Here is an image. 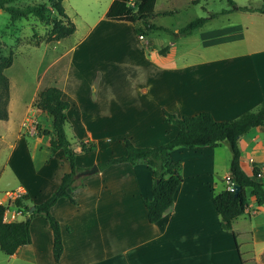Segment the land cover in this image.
<instances>
[{
	"label": "crops",
	"instance_id": "crops-1",
	"mask_svg": "<svg viewBox=\"0 0 264 264\" xmlns=\"http://www.w3.org/2000/svg\"><path fill=\"white\" fill-rule=\"evenodd\" d=\"M102 1L106 5L101 15L85 22L84 35L58 55L68 60L63 74L52 84L62 89L63 99L71 103L68 123L87 130L80 133L81 139L99 143V137H109L110 130L130 124L141 130L140 140H131L136 146L154 147L178 131L166 121L164 110L179 118L206 111L218 121H227L264 106V12L245 11L248 23L243 25L207 28L220 15L240 13L234 9L212 18L191 35H180L181 28H175L177 39L184 37L186 42L180 52H174L178 41L156 43L147 36L141 41L135 24L106 16L113 0ZM204 1L208 2L156 0L152 18L176 13L181 2L182 7L190 8ZM81 13L76 10L78 16ZM167 46L168 51L162 53ZM131 80L136 81L134 86L126 84L124 90L113 91L114 83ZM37 90L33 106L41 89ZM13 101L11 93L9 112ZM29 116L34 125L15 132L7 161L19 171L28 161L35 162L37 169L32 177L24 174L25 183H14L5 190L23 186L35 205L58 189L71 167L62 151L52 152L51 117L37 106ZM41 117L49 118L43 128L47 132H37L36 119ZM123 133L120 135L125 136ZM239 146L244 171L253 175V159L263 166V177L264 128L252 129L240 138ZM220 147H177L171 151V158L182 163L183 181L173 206L155 224L148 221L145 206V200L152 197L154 174L145 163L115 164L78 177V185L70 191L76 203L63 197L52 208L62 231L60 260L54 258L47 218L37 215L30 224L32 242L6 255L0 264H264V220L252 219L259 215L258 209L249 212L247 207L234 221L232 231L221 226L213 197L227 188L229 171L219 179L216 163ZM73 148L79 150V145ZM85 160L89 163L83 166L89 169L107 161ZM19 171L16 169L21 177ZM263 206L256 204L259 209Z\"/></svg>",
	"mask_w": 264,
	"mask_h": 264
},
{
	"label": "trees",
	"instance_id": "trees-1",
	"mask_svg": "<svg viewBox=\"0 0 264 264\" xmlns=\"http://www.w3.org/2000/svg\"><path fill=\"white\" fill-rule=\"evenodd\" d=\"M17 0H0V11L10 14L13 20L35 17L41 23L51 25L46 42L60 41L71 37L76 32V24L67 15L64 0H41L39 3L24 6L14 5ZM136 8L129 5V0H113L106 13L111 20H124L135 24L136 35L147 36L152 31L167 30L162 26L153 24L152 18L156 0H135ZM232 6L230 10L212 13L208 17H198L181 28L180 35H191L195 30L203 27L210 19L220 14L228 13L234 9L244 11L264 12V7L252 9L238 6L234 0H228ZM142 26L137 27L136 23ZM38 38L37 34L34 36ZM37 41L36 45H39ZM169 47L161 49L162 53ZM14 52L8 55H0V120L9 119V103L11 98V83L6 70L14 63ZM40 110L52 119L53 137L51 148L53 153L62 151L70 162L71 170L64 174L58 189L45 201L32 205L25 195L18 204L25 209L26 216L15 223H4L2 215L4 208L0 206V249L6 255H13L17 250L32 242L30 224L33 217L43 215L47 218L53 233V254L58 262L63 254L64 245L62 231L58 219L53 215L52 208L59 199L66 197L73 203L76 200L70 194L72 188L79 182L77 174L81 169L76 164L77 155L94 151L96 144L89 140L79 142V150L72 147L66 133V125L69 122L68 110L71 103L63 99V91L59 87L49 86L39 92L35 102ZM166 121L178 127L175 136L167 142L154 147L136 146L131 140L125 139V153L115 156L107 161L98 163L99 169H106L120 163H145L154 174L151 199L145 200L148 221L158 223L164 214L173 206L174 196L183 181L182 163L174 161L170 154L177 147L196 148L199 146L218 147L227 143L232 152V160L229 167L230 182L241 187L238 195L225 189L215 194L214 205L221 216V226L226 231H232L234 221L245 213L249 196L256 199L258 205H264V183L258 177L256 168L253 175H248L241 166V150L239 140L252 129L264 128V106L257 111H249L237 119L218 121L210 112H200L194 116L177 117L175 114L164 110ZM39 132V130H37ZM32 206L36 209L31 212Z\"/></svg>",
	"mask_w": 264,
	"mask_h": 264
},
{
	"label": "rangeland",
	"instance_id": "rangeland-1",
	"mask_svg": "<svg viewBox=\"0 0 264 264\" xmlns=\"http://www.w3.org/2000/svg\"><path fill=\"white\" fill-rule=\"evenodd\" d=\"M40 1L41 0H17L13 4L24 6L32 3H39ZM234 1L241 7H248L252 9L264 7V0ZM132 2L135 4H130V6L135 9L136 1L133 0ZM105 5V2L102 0L66 1V13L76 26H78V32L71 37L60 41H53L51 43L46 42V37L51 29V25L41 23L33 16L20 20H13L9 13L0 11V55H8L10 51H13L15 57L13 65L6 70V74L11 83V93L14 97L13 106H11V110L9 112V119L6 121L0 120V194H3L4 191H6L5 189L14 185V183H25L26 176L32 177L33 172L37 169L36 163H32L30 161L22 165L21 168L23 171H19L17 166L12 165L11 163L9 164L7 160L11 150L9 147L10 142H14L13 138L15 132L19 129H22L21 132L26 130V126L24 125L26 119L24 118L35 114V104L33 106L32 98L36 88H38V90L41 89L40 91H42L46 87L55 86L52 84L55 83L57 78H60L63 74L68 57L63 56L59 59L58 55L65 51L74 41L84 35L86 29L85 22L96 20L103 12ZM182 5L183 4L181 2L180 9H178L174 14L150 18V21L154 24L167 27L170 31H152L147 35V39L156 43H167L173 40L178 41L176 47L174 48V52H180L181 48L185 46L182 44H184L186 40L183 39L184 37L177 39L176 36L178 33L173 31L175 28H183L192 19L198 17H208L210 15L208 11H211L212 13H219L223 10H230L232 8L228 0H208V2L204 1V3L200 6H192L190 8L182 7ZM76 10L82 11L80 16L76 14ZM239 12L240 13H231V15H220L212 22H209L211 20L210 19L208 21L209 24L207 25V28H220L234 23H241L242 25L244 23H248V14L245 13L244 10H240ZM141 24V22H137L136 26H142ZM35 34H37L38 38L34 37ZM37 41L40 42L39 45H36ZM126 84H128V87H132L136 84V81L131 80L120 83L118 82V84L114 83L112 86L113 91L117 92L119 89L124 90L127 88ZM27 111H30V114H25ZM48 117L36 119L39 122L36 128L40 133H43L44 131L47 132V130L43 128L49 122ZM84 131L87 130L81 128L75 129L72 127L71 123H67L66 133L72 147L79 144L80 141L86 140L84 138L81 139L82 137L80 136V133ZM110 131L111 134L109 137L102 136L99 137V143L93 142L96 144V149L94 151L80 153L81 155L78 161L76 160L77 166L81 169L80 172L89 170V168L83 166L84 163H89L85 160V158H98V160L104 161L106 159H110L113 155L121 156L125 153V139H136V142L140 140L141 130L136 129L134 126H130V124H128L126 128L114 129ZM120 132H124L123 135L125 136L120 135ZM27 140L30 142L29 137H27ZM99 149L100 151H97ZM217 150L219 159L216 166L218 167L219 179H221L229 171L232 160V152L227 143L221 144V147ZM65 160L66 165L68 164L67 166H69V160L67 158ZM16 169L21 174V177L17 174ZM27 181L30 182L31 180L29 179ZM262 181L264 183V176L262 177ZM256 204V199L253 196H249L247 206L249 207V212L253 209L254 211L256 209L260 211L259 215L252 216L253 222L258 221V219L264 220V206L259 209L256 207ZM255 213L256 212L250 214ZM39 216H41L40 218L45 219L43 215ZM239 229L240 228H238V230ZM231 237L232 242L235 244L236 241L233 234ZM241 238L242 237H240V240ZM4 258H6V254L0 249V263Z\"/></svg>",
	"mask_w": 264,
	"mask_h": 264
},
{
	"label": "built area",
	"instance_id": "built-area-1",
	"mask_svg": "<svg viewBox=\"0 0 264 264\" xmlns=\"http://www.w3.org/2000/svg\"><path fill=\"white\" fill-rule=\"evenodd\" d=\"M133 0H129V5H134ZM139 39L143 41L145 39L144 35H139ZM30 123H33V120L30 116H28L24 122V125L27 127L30 126ZM253 164V170L256 168L258 171V177H262V169L263 166H259L255 164V160H251ZM227 189L234 192L235 184L230 182V177L226 178ZM25 195H27V191L23 186H18L14 189H9L4 191L3 194H0V206L4 208L2 220L4 223H15L21 221L25 218L26 212L25 209L18 204V201L22 199Z\"/></svg>",
	"mask_w": 264,
	"mask_h": 264
},
{
	"label": "water",
	"instance_id": "water-1",
	"mask_svg": "<svg viewBox=\"0 0 264 264\" xmlns=\"http://www.w3.org/2000/svg\"><path fill=\"white\" fill-rule=\"evenodd\" d=\"M99 170V167L98 165H95L93 168L89 169V170H86L85 172H80L79 174H77V177H81L83 175H87V174H92V173H95ZM234 193L235 195H238V193L240 192L241 190V187L239 185H235L234 186ZM36 209L35 206H32L31 208V212H33L34 210Z\"/></svg>",
	"mask_w": 264,
	"mask_h": 264
}]
</instances>
